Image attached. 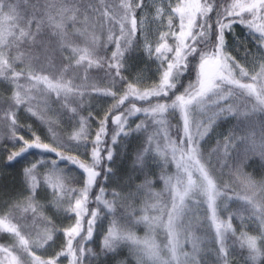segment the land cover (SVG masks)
Instances as JSON below:
<instances>
[{"label":"snow or ice","instance_id":"6c2138e0","mask_svg":"<svg viewBox=\"0 0 264 264\" xmlns=\"http://www.w3.org/2000/svg\"><path fill=\"white\" fill-rule=\"evenodd\" d=\"M20 2L0 0V81L12 86L10 103L7 107H0V122H8L13 145L19 149L8 156V161L25 157L30 150L55 153L60 161L82 169L85 178L82 188L68 187V174L59 162L54 159L48 164L44 157L24 169L28 195L17 200L12 207L21 213H31L33 224L37 219L47 220L43 214L44 205L37 200V190L43 184L51 189L52 203L58 208L63 207L66 213L74 214L75 223L63 229L65 245L61 251L44 260L36 254V249L44 248L53 240L55 226L49 221L43 230L33 235L22 231L11 209L0 214V233H8L12 241L10 245H0V264H62V256L70 257L69 264H83L86 253L92 255L91 249L84 245L93 236L99 208L89 211V193L101 175L98 166L104 157H101L99 145L102 135L106 134L107 117L101 121L96 134L89 164L77 156L64 154L72 149V145L61 150V145L56 142V129L46 113L51 94L66 100L70 94L79 93L67 76L70 69L83 68L86 71L93 65H101L96 53L100 38L90 31L98 16L104 18L102 26L108 25L106 43L115 45L107 63L110 70H115L108 73L114 81L116 77L125 79L121 72L124 53L132 45L137 32L144 34L146 24H157L158 39L153 44L145 36L144 47L148 55L158 61L159 81L146 89L137 87L138 81L127 83L126 90L113 105V109L119 111L113 115L112 122L117 125V130L112 142L115 144L121 133L128 134L125 125L129 116L143 113L144 120L136 125V131L146 130L149 121L156 126V131L146 136L145 146L137 155V164L142 166L145 158L154 154L162 169L169 164L175 167L174 172L164 171L160 176L164 185L161 192L152 190V181L147 177L136 193L122 195L114 191L111 200L104 198V188H100V195L95 199L113 216L118 205L123 207L124 202L133 199L137 193H146L139 215L133 216L135 224L146 228L145 235L138 237L130 228H122L114 216L104 237L103 249L114 251L119 243H127L136 264H202V241L192 234L187 215L190 210L206 204L210 227L215 233L214 241L218 245L215 249L218 264H230L229 235L235 237L232 247L238 245L240 249H246L250 264H258L264 258V182L258 183L237 169L234 175L241 185L237 191L230 183L221 184L215 170L222 167L220 160L233 151H236L237 160L249 153H258L264 160V51L259 52V59L254 60L249 68L225 50V30H231L233 23L244 25L259 49H264V0H175V3L173 0H118L116 8L106 0H99L102 8L96 7L95 0H34L31 4L29 0H23L29 5L24 12L20 10ZM149 3L154 8L150 20L149 13L144 11ZM138 10L142 13L139 20ZM213 12L215 27L210 15ZM69 25L72 32L68 30ZM76 36L84 38L83 46L74 39ZM53 43L55 48L50 47ZM22 45H28L30 49L39 46L41 51L34 56L31 51L22 50ZM57 50L62 55L67 50L65 59L69 60L58 71L53 65V53ZM41 54L44 63L38 67L32 61L39 60ZM190 57L194 59L190 60ZM18 63L22 65L19 69L16 67ZM190 67L195 73L194 81H190L182 92H177L181 77ZM48 68L53 71H46ZM170 93V102H161L160 99L150 102L153 97H169ZM104 94L117 95L111 89L104 90ZM126 101L128 105L122 107ZM135 101L149 103L137 106ZM21 106L48 124L53 143H45L39 136L28 140L18 135L16 113ZM177 114L181 124L176 125L174 137L170 133L172 125L169 121ZM228 117L237 122L233 130L222 141L217 140L215 148L205 152L201 141L213 131L218 120ZM254 128L260 129L259 141L255 132L237 135V132ZM69 139L77 145L88 140L84 118ZM106 159L112 161L111 150ZM41 167L45 171L42 179H38ZM111 171L108 167L105 179ZM233 200L242 202L240 209L230 214L227 220L221 219L218 210L226 208ZM127 208L133 213L136 211L131 205ZM234 215L241 218L242 227L249 220L256 224L258 234L241 231L237 235L231 222ZM85 216L89 217L86 229ZM158 231L164 235V242L157 240ZM185 243L191 245V251L185 250Z\"/></svg>","mask_w":264,"mask_h":264},{"label":"trees","instance_id":"16d2710c","mask_svg":"<svg viewBox=\"0 0 264 264\" xmlns=\"http://www.w3.org/2000/svg\"><path fill=\"white\" fill-rule=\"evenodd\" d=\"M33 2L34 0H29V4ZM106 2L112 5L113 8H116L118 0H106ZM95 4L97 8H102L99 0H95ZM19 7L21 12H24L29 8V5H25L23 0H21ZM139 12L140 10L137 11V18L139 17ZM210 15L213 17V26L215 27V12ZM103 20V17L98 16L94 21V28L90 29V31H94L100 38L96 53L97 57L101 60V65H93L86 71L83 68L75 71L70 69L67 76L72 79L73 85L79 89V93L70 94L66 100L63 97L58 99L55 94H51L47 101L48 108L46 114L48 120L52 122V126L56 129V142L61 145V150L67 145H72V149L70 151H65L64 154L77 156L79 160L89 164L92 162L93 142L95 141L96 134L100 130L101 121H104L105 117H107L105 125L106 134L102 135L99 145L101 157H104L98 166L101 175L97 178V183L92 187L89 193L88 203L89 211L99 208V216L91 240H87L84 245L86 249H91L92 255L86 253L83 264H136L130 245L127 243H119L114 251H106L103 249V241L114 216L118 225L122 228H130L138 237H143L145 235L146 228L142 224H135L133 216L139 215L140 209L143 207L146 193L141 191L137 193L133 199L125 201V206L122 207L118 205L114 216L113 214H109L102 204H98L95 197L100 195L101 187L104 188L103 196L107 200L112 199L114 191L120 192L122 195H127L129 192L136 193L137 188L144 183L146 177L152 181V190L161 192L164 185L160 176L164 171L169 173L174 172L175 167L173 164H169L166 169H162L159 158H154V154L147 156L142 166L137 164V155L145 146L146 136L155 134L156 131V126L152 125L150 121L148 122L146 130L142 129L141 131H136V125L144 120L143 113L128 117L127 121L131 120L134 122L133 133L123 135L122 138L121 133L116 137V143L114 144L112 142L113 135L117 130V125L112 122L113 115L117 114L119 111L114 110L113 105L115 104V100L126 90L127 83H133V72L141 68L140 65L143 63L144 59L138 31L132 45L128 47L127 51L124 53V66L121 68V72L125 79L121 80L119 77H116L114 81L112 76L108 75V73L114 72L115 70H110L107 67V63L111 59L112 52L115 51V45L106 43L108 25L103 24L102 26ZM68 30L69 32L73 31L70 25ZM74 39L83 46V37L76 36ZM249 42L259 47L253 35L249 33L244 25L233 23L231 30H225V48L228 46L230 51L236 48L250 50L251 47L249 46ZM50 47L55 48V44H51ZM21 49L24 51H31L34 56L38 51H41L39 46L30 49L28 45H22ZM261 50L264 51V49ZM67 55V50L64 51L63 55L59 50L53 53V65L56 71H58L63 64L69 63V60L65 59ZM189 59L193 60L194 58L190 57ZM32 63L38 67L44 63L43 54L40 55L39 60L33 59ZM16 67L19 69L22 65L18 63ZM46 71H53V69L48 68ZM159 78L160 75L156 77L153 83L137 87L141 89L150 88L158 83ZM194 79L195 73L190 67L189 71L181 77V83L177 86V92H182L184 88L187 87L188 83L194 81ZM108 89L116 92V97L105 95L104 90ZM11 94L12 86L5 81H0V107H7L10 103ZM171 98L172 94L170 93L169 97H153L150 102H155L157 99H160L161 102H170ZM135 103L137 106H147L149 102L135 101ZM127 105L128 101H126L125 106L122 107H126ZM72 109H75V112H73ZM16 116L18 119V135L28 140L33 139L34 136H39L43 142L53 143L51 134L48 130V124L31 115L30 112L25 110L24 106L20 107ZM81 118L87 121L88 140L82 141L80 145H77L74 141L69 139V136L74 130L78 129ZM169 122L172 125L170 133L175 137L177 131L176 125L181 124L179 115L177 114V116L172 117ZM7 123V121L0 122V170L7 174L5 178H0V214L8 212L11 209L22 231L32 233L33 235L36 231L43 230L44 224L50 221L51 225L55 226L56 233L53 240L50 241L48 245H45V247L50 245L53 251L45 257L41 256V259L47 260L55 257L64 247L65 236L63 229L75 223L74 214L66 213L63 207L58 208L55 206L52 203L51 189H48L43 184L41 188L37 190V200L44 205L43 214L47 217V220L41 221L37 219L35 224H33L31 213H21L18 209H14L12 207L13 204L17 200H23L28 195L24 169L30 167L31 163L36 162L41 157H44L45 162L48 164H51V161L55 159L59 162L60 167L68 174L67 184L70 188H82L85 174L82 169L77 166L67 161H60L55 153H40L39 150H30V153L25 157L17 158V160L9 162L8 156L13 151H18L19 149L18 146L13 145ZM227 123H230L227 132V134H229L237 122L233 117H228L221 122V126H226ZM248 132H255V138L259 141V128L248 129L244 133L237 132V135H246ZM217 140L222 141L223 137L211 140L208 144L202 145L205 152H209L215 148ZM109 150H111L113 154L112 161L106 159V154ZM242 151L243 149L241 148V152ZM213 163H216V161L214 160ZM219 164L222 165V167H218L215 170L219 182L221 184L225 182L230 183L237 191L241 188V185L236 181L234 175L237 169L251 176L258 183L264 182V160L261 159L258 153H249L247 157L242 156L237 160L236 151H233L226 158H222ZM108 167H111L112 171L107 173L108 178L105 179L104 177ZM44 171L45 169L41 167V176L38 177V179H42ZM241 203L242 202L233 200L228 203L226 208L221 207L218 210L219 217L223 220H227L230 214L240 209ZM127 205H131V208L136 211L134 213L131 212L127 208ZM60 216L62 219L68 218V220H72L71 223H68L69 225L67 224L65 227H59L57 218ZM209 216L210 213L207 212V205L201 204L198 208L188 212L187 222L190 223L192 234L199 237L202 241V264H218L215 253V249L218 245L214 241L215 233L214 229L210 227L211 222L208 219ZM243 216L247 219L246 213H244ZM87 219H89V217L85 216V229L87 228ZM231 222L237 235H239L241 231H248L250 235L258 234L257 225L250 220L242 227L241 218L234 215ZM234 239L235 237L229 235L230 264H250L246 249H240L238 245L235 248L232 247ZM77 240H79V237H77ZM157 240L160 242L165 241L164 235L160 234L159 231ZM11 243V237L8 233H0V245H10ZM44 248L36 249V254L40 256L38 251ZM184 248L186 251H191V245L188 243L184 244ZM0 256H2V254H0ZM69 259L70 257H60L62 264H69ZM258 264H264V258H262Z\"/></svg>","mask_w":264,"mask_h":264},{"label":"rangeland","instance_id":"374dc122","mask_svg":"<svg viewBox=\"0 0 264 264\" xmlns=\"http://www.w3.org/2000/svg\"><path fill=\"white\" fill-rule=\"evenodd\" d=\"M173 3H175V0H173ZM144 11L149 13L148 19L150 20L151 14L154 13V8L151 7L150 3ZM168 11H170V9H168ZM141 15L142 13L139 12L138 20ZM164 23L166 25L167 23L166 20L164 21ZM139 34H140V39H141V44H142L144 61L140 65L141 68L133 72L132 80H133V83H136L138 81L137 86H146V85L153 83L156 77L159 76L158 61H156L154 57H150L144 47L145 36H147V38L151 40L153 44H155V41L158 39L157 24L156 23L146 24L144 34H142L140 31H139ZM249 46L251 47L250 50L248 49L245 50L243 48H240V49L236 48L230 51L228 46L225 48V50L229 55L234 57L237 62L243 64L246 67L251 68L253 61L259 59V52L262 50L259 49V47L254 45L252 42H249ZM223 120L224 119L217 121L216 125L213 128V131L210 132L208 136H206L204 140L201 141L202 145L208 144L211 140L222 138L227 134L230 123H227L226 126H221V122ZM125 130L127 131V133H133L134 122L131 120H128L127 124L125 125ZM123 135L124 134L122 133L121 138L123 137ZM6 176L7 174H5L2 170H0V178H5ZM57 220L59 221L58 222L59 227H65L68 223H71L72 221V220H68V218L62 219L61 216L58 217ZM52 251L53 250L51 249L50 246L48 247L46 246L44 249H41L40 251H38V253L40 254V256L45 257L47 254H49Z\"/></svg>","mask_w":264,"mask_h":264},{"label":"water","instance_id":"95a60500","mask_svg":"<svg viewBox=\"0 0 264 264\" xmlns=\"http://www.w3.org/2000/svg\"><path fill=\"white\" fill-rule=\"evenodd\" d=\"M98 178V177H97Z\"/></svg>","mask_w":264,"mask_h":264}]
</instances>
